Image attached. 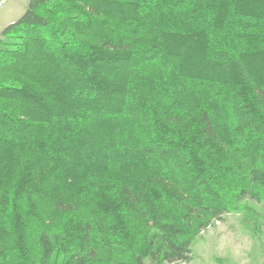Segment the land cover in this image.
<instances>
[{
  "label": "trees",
  "instance_id": "1",
  "mask_svg": "<svg viewBox=\"0 0 264 264\" xmlns=\"http://www.w3.org/2000/svg\"><path fill=\"white\" fill-rule=\"evenodd\" d=\"M264 209V0H29L0 37V264H182Z\"/></svg>",
  "mask_w": 264,
  "mask_h": 264
},
{
  "label": "rangeland",
  "instance_id": "2",
  "mask_svg": "<svg viewBox=\"0 0 264 264\" xmlns=\"http://www.w3.org/2000/svg\"><path fill=\"white\" fill-rule=\"evenodd\" d=\"M29 0H0L2 31L24 14ZM245 212L230 213L207 228L191 247V261L182 264H264V209L262 203L247 199ZM145 264H153L147 259Z\"/></svg>",
  "mask_w": 264,
  "mask_h": 264
}]
</instances>
